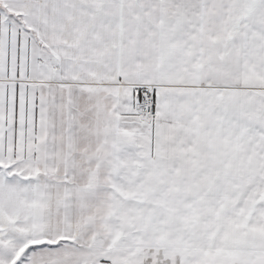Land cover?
Returning a JSON list of instances; mask_svg holds the SVG:
<instances>
[{"label":"snow or ice","instance_id":"6c2138e0","mask_svg":"<svg viewBox=\"0 0 264 264\" xmlns=\"http://www.w3.org/2000/svg\"><path fill=\"white\" fill-rule=\"evenodd\" d=\"M0 264H264V0H0Z\"/></svg>","mask_w":264,"mask_h":264}]
</instances>
